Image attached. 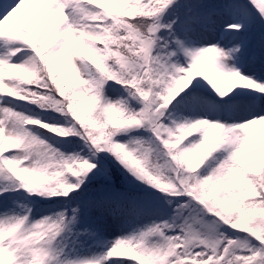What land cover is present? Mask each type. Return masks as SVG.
Returning <instances> with one entry per match:
<instances>
[{"label": "snow or ice", "instance_id": "6c2138e0", "mask_svg": "<svg viewBox=\"0 0 264 264\" xmlns=\"http://www.w3.org/2000/svg\"><path fill=\"white\" fill-rule=\"evenodd\" d=\"M0 264H264V0H0Z\"/></svg>", "mask_w": 264, "mask_h": 264}, {"label": "rangeland", "instance_id": "374dc122", "mask_svg": "<svg viewBox=\"0 0 264 264\" xmlns=\"http://www.w3.org/2000/svg\"><path fill=\"white\" fill-rule=\"evenodd\" d=\"M109 235H112V233H109Z\"/></svg>", "mask_w": 264, "mask_h": 264}]
</instances>
